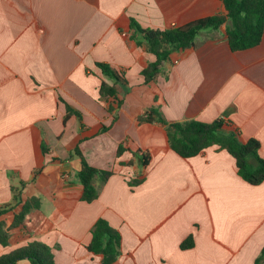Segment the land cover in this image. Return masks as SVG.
Wrapping results in <instances>:
<instances>
[{
    "label": "crops",
    "instance_id": "1",
    "mask_svg": "<svg viewBox=\"0 0 264 264\" xmlns=\"http://www.w3.org/2000/svg\"><path fill=\"white\" fill-rule=\"evenodd\" d=\"M226 14L222 0H0V206L11 208L0 217L9 235L0 255L38 241L55 264H99L85 247L102 218L121 235L115 264H254L264 248V181L245 182L216 145L182 158L164 125L138 122L151 106L167 122L222 118L242 140L256 139L264 159V31L257 46L232 51L226 24L202 30L155 80L140 75L154 57L131 38V19L164 30ZM102 83L115 97L100 95ZM60 100L80 117L65 120ZM76 147L112 173L95 179L91 203L80 200ZM137 150L148 151L147 166ZM21 182L22 201L39 207L12 228ZM189 235L194 246L181 249Z\"/></svg>",
    "mask_w": 264,
    "mask_h": 264
},
{
    "label": "trees",
    "instance_id": "2",
    "mask_svg": "<svg viewBox=\"0 0 264 264\" xmlns=\"http://www.w3.org/2000/svg\"><path fill=\"white\" fill-rule=\"evenodd\" d=\"M222 2L227 12L226 15H213L164 30L142 28L134 19L130 20V29L133 30L131 38L137 45H145L148 52L154 57V60L140 73L145 83L155 80L172 52L193 47L196 36L202 30L218 29L226 24L227 42L232 51L249 49L260 43L264 31V0H222ZM96 66L107 78L115 82L123 81L121 73L111 69L106 64L97 63ZM99 93L101 96L115 97L116 90L102 83ZM60 101L65 105V120L70 115L80 117L68 103ZM138 122H158L164 125L171 150L182 158L194 157L208 147L216 145L234 159L237 174L245 182L256 186L264 181V159L258 153L259 142L253 138L242 140L236 130L225 125L222 118L211 123L197 120L167 122L156 108L151 106L138 118ZM125 150L122 145H119L117 157H120ZM42 151L46 152V149L43 148ZM71 155L81 161V167L76 174L82 186L80 200L91 203L98 196L97 188L94 185L95 179L99 178L100 182L104 183L112 173L90 166L78 147L73 150ZM133 155L138 158L141 166L148 165L150 161L148 151L137 150L133 152ZM140 182V180H134L130 186H136ZM22 186L23 183L21 182L19 189H13V196L22 207L14 216L12 228L21 227L28 212L39 207L37 198L22 201ZM9 210H11L10 206H0V217ZM90 234L91 239L85 247L86 250L93 256L100 258L99 264H115L121 255L120 232L100 218L95 222ZM8 239V232L0 223V247H6ZM193 246L192 235H189L180 244L181 249H189ZM21 260H27L30 264H55L50 247L38 241H32L25 246L0 255V264H16ZM254 264H264V248Z\"/></svg>",
    "mask_w": 264,
    "mask_h": 264
}]
</instances>
